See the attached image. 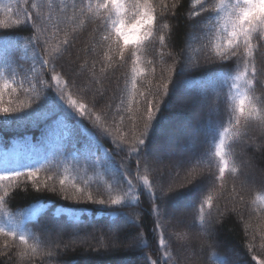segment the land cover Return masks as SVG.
Listing matches in <instances>:
<instances>
[{"label": "trees", "instance_id": "obj_1", "mask_svg": "<svg viewBox=\"0 0 264 264\" xmlns=\"http://www.w3.org/2000/svg\"><path fill=\"white\" fill-rule=\"evenodd\" d=\"M50 2L51 8L49 0H0V19L9 15L4 11L5 7L12 9L13 19H24L25 11L34 16L37 13L41 16L51 13L52 16L45 24V34L40 36V45L35 50L29 45L26 53L23 50L15 53L19 58L18 63L23 66L20 79L27 74L30 78L35 75L37 79L43 78L51 82V68H42L39 57L33 61L34 51L42 54L46 37L49 38V45H54L58 39H63L65 31L71 33L78 22L69 20L68 17L72 15V4L75 2L79 6L81 0ZM216 2L217 0H153L160 25L157 35H163L165 40L163 44L158 40L149 43L146 49L137 53L141 57L139 67L144 72L136 78L135 96L131 91L132 62L128 50L125 52V62L121 63L116 51L109 50L100 41L103 30L93 31L98 21L88 22L83 29H77L72 34V43L67 51L54 62L55 71L62 74V79L69 81L75 99L86 103L89 109L101 115L103 126L111 133L109 136L103 135L89 117H73L66 112L59 101L56 88L43 90L39 99L32 98L35 91L31 95H25L19 91L18 85L17 93H5L3 106L20 108L31 99L32 108L36 109L38 105L39 108L35 112L26 109L14 114L22 116L18 119H5L0 114V148L5 149L9 156L21 154L20 142L26 136H31L36 143L34 149L27 150V162L18 160L17 165L12 166L11 172H20L22 175L0 181V196L5 191L8 193L0 207V224L5 225V232L0 233V264H152V261H156V264H197V259H202L203 264H259V259H264V247H261L264 244V186L250 185L247 177L246 180L243 179L247 158L252 161L256 175L261 174L264 179V140L259 138L264 137V129L254 120L246 130L247 135L232 143L231 159L235 161L237 172L226 170L223 181L216 179L219 175L218 161L209 155L214 152L210 143L212 132L208 130L209 121L215 126L221 119L224 110L222 98L227 87L219 80H215L214 84L210 83L221 66L214 61L209 63L206 59L207 49L201 47L204 43L201 30L207 23L205 17L208 14L196 18L190 17L189 12H199L201 3L204 7H211ZM32 3L37 7L32 8ZM62 3L68 6L65 11H61ZM163 4L167 5V10L162 7ZM165 24L168 27H163ZM194 24L197 26L193 27ZM54 28L59 31L52 36ZM0 32L6 33L10 39L32 35L29 26L21 28L18 34L15 29H0ZM105 52L112 56L111 61L104 59ZM85 61L87 66L81 69L80 66ZM194 62H198L200 66L181 71L185 65L190 66ZM93 63L96 65V80L91 78ZM33 65L37 70L35 74L28 72ZM257 66L264 69L259 55ZM223 67L235 74L236 61H229ZM258 79L264 81V74ZM165 83H168V96H164L163 92ZM24 87L28 88L29 84L26 82ZM39 87L37 84L36 88ZM180 88L185 97L187 95L204 105L201 114L194 117V123L199 125L197 134L201 142L195 147V154L187 167L178 169L173 175H159L153 156L149 153L159 127L167 119L182 118L191 121L190 113L185 109H169L173 95ZM141 92L144 93L143 96L140 95ZM255 93L264 97V83L255 84ZM218 97L221 98L220 114H208L206 106L216 107ZM9 100L13 103L9 104ZM146 100L159 104L160 111L156 113L158 119L154 122L152 141L137 156L129 154L127 144L132 143L133 134L139 136L143 130L145 120L141 117L146 115ZM160 101L163 103H159ZM129 105L131 112L128 111ZM60 119H63L64 126ZM54 121L59 122L60 126L53 134L48 135ZM44 134L50 139L48 146L41 142ZM121 136H126L123 149L116 143ZM257 140L260 148L254 150L250 144ZM97 160L102 163H94ZM137 160L140 161L139 170ZM122 164L130 179L137 171L141 177L147 175L151 181V189L133 179L135 187L126 204L108 206L89 201L88 193H91L93 200H108L110 196L114 197L127 190V182L121 175ZM145 164L148 165L147 172ZM231 166L230 162L229 169ZM30 170L37 171L35 183L27 178ZM193 175H197L200 180L196 187L189 182ZM61 180L65 181L63 190ZM117 180L120 181L119 184L116 183ZM74 185L83 189V192H77ZM192 191H196V194L189 204L193 218L189 235L187 229L177 228V222L167 216V211L172 196L181 197ZM208 194L214 197V207L211 215H206V223L201 226L197 219L198 208L201 200ZM154 205L159 207V217L153 209ZM54 208L66 209L70 213L55 214ZM205 212H208L207 208ZM8 214L16 221H20V215L33 214L22 223V230L28 237V245H34L39 238L36 253L29 252L26 256H20L21 250L26 246L20 242L18 235L13 237L6 234ZM158 218L164 225V237L169 242L171 259L168 260L163 255L166 250L159 245V235L154 231ZM54 226L58 228L54 229ZM113 227L117 234L111 236ZM209 228L213 231L212 237L207 233ZM177 231L187 234V246L199 245L202 249L199 256L190 257L186 252L184 243L187 238L180 243L175 242L173 233ZM57 234L79 240L89 237L90 242L77 247L65 241L55 247L50 243ZM98 237H107L108 243L114 247L104 243L98 248ZM46 238L50 240L49 244L46 243ZM249 245H252V251H249ZM94 248H97V253H91ZM49 251L53 252L51 258L46 255Z\"/></svg>", "mask_w": 264, "mask_h": 264}, {"label": "snow or ice", "instance_id": "obj_2", "mask_svg": "<svg viewBox=\"0 0 264 264\" xmlns=\"http://www.w3.org/2000/svg\"><path fill=\"white\" fill-rule=\"evenodd\" d=\"M31 7L36 8L37 5L32 3ZM49 7L51 8L50 0ZM67 7L66 4L62 3L61 11H65ZM71 7L72 15L68 19L74 22L78 21L72 28L71 33L65 31L63 39H58L51 46L49 45V38L46 37L43 42L42 54L34 51L32 56L33 61L38 57L40 58L42 68H51V82L43 78L37 79L35 75L30 78L27 74L22 79H17L23 66L18 63L19 58L15 56L17 50H23L26 53L29 45L32 46L33 50L40 45V36L46 32L45 24L52 19L51 13L46 16L37 13L34 16L31 12L25 11L24 19H13L11 16L12 9L10 7L4 8V11L9 15L5 19H0V29H15L18 34L21 28L29 26L32 29V35L20 37V39H10L6 33L0 32V81H2L0 83V114L5 119H18L22 116L14 114L22 113L26 109H31L33 112L38 110L39 105L36 109L32 108L31 99L27 104H22L20 108L3 106L5 93H17V85L19 91L25 95H31L35 91L36 94L32 97L33 99H39L41 92L45 89L56 88L59 101L66 112L73 117H89L103 135L109 136L111 133L108 128L103 126L101 115L89 109L86 103L73 97L69 81L62 79V74L55 71L56 65L54 62L67 51L68 46L72 43V34L77 29H83L88 22L98 21L93 31L103 30L100 41L106 44L109 50L114 49L116 51L121 63L125 62L126 50L130 53L132 62L131 91L132 95L135 96L136 78L144 72V69L139 67L141 57L137 53L146 49L149 43L158 40L163 44L165 40L163 35H157L160 31V25L158 24L156 6L153 0H81L79 6L74 2ZM162 7L167 10L166 4H163ZM175 7L174 4L173 8ZM199 7V12L192 10L189 12V16L198 18L202 14H208L205 17L207 23L201 30V39L204 41L201 47L207 49L208 57L206 59L209 63L214 61L221 66L214 73L215 79L210 83L214 84L215 80H219L222 85L227 87V91L222 98L224 110L221 119L217 121L215 126L209 121L208 127V130L212 132L210 143L214 147V152L209 153V155L218 161L219 175L216 179L223 181L226 170L233 173L237 172L235 161L231 159L233 156L232 143L247 135L246 130L254 120L258 121L260 127L264 129V97L257 96L255 93V84L258 82L264 83V81L258 79L261 74H264V69L257 66V55L260 57V62L264 64V51H261V49H264V0H217L211 7H204L203 3ZM196 26L193 25V27ZM163 27H168V25L165 24ZM57 31L59 29L54 28L52 36H55ZM104 59L111 61L112 56L105 52ZM233 60L236 61L235 74H231V70L223 67V65ZM86 66L87 61L80 67L84 69ZM199 66L198 62H194L190 66L185 65V68H182L181 71L189 70V68L195 69ZM95 67L96 65L93 63L91 71L93 80L97 79ZM241 67L242 70H240ZM36 71L34 65L28 69V72L33 74ZM101 71L103 72L104 69H101ZM26 82L29 84L28 88L24 87ZM37 84L40 86L39 89L36 88ZM74 86L73 84L72 87ZM163 92L164 96L169 95L168 83L163 85ZM140 95L143 96L144 93L141 92ZM46 99L47 97H45ZM219 102H221L220 97H218L217 106L212 109L217 114H220ZM8 103L12 104L13 102L9 100ZM159 103H163V101ZM146 105V115L141 117L145 120L143 130L139 136L133 134L132 143L127 144L129 154L139 156L141 150L152 141L155 133L154 122L158 119L156 113L160 111V107L159 104H154L152 100H146ZM128 111H132L131 105H129ZM122 120L123 117H121ZM134 127L135 118H133ZM116 143L118 147L123 149L126 144V136H121ZM145 157L147 158V153H145ZM230 162L232 166L229 169ZM94 163L101 164L102 161L97 160ZM136 165L137 170H139V160L136 161ZM147 171L148 165L145 164V172ZM21 175L20 172L0 174V181L15 179ZM121 175L127 182L126 191H121L120 194L114 197L110 196L108 200H93L91 193H88L87 199L100 205H124L129 199V194L134 190L133 179L151 189V181H149L147 175L141 177L139 171L130 179L128 171L124 169L122 164ZM36 177L37 171L30 170L27 173V178L32 180L33 183H35ZM189 182L193 184V187H196L200 180L197 175H193ZM116 183L119 184L120 181L117 180ZM60 184L63 190L65 181L61 180ZM74 187L77 192H83V189L75 185ZM52 190L55 191V189ZM7 195L8 193L5 191L4 195L0 196V207L3 206L4 197ZM240 199L243 200V197H240ZM213 200V195L208 194L200 202L197 219L201 226L206 223V215H211V210L214 207ZM205 208L208 209L207 213ZM153 209L159 217V207L154 205ZM7 224L8 231L6 234L13 237L18 235L20 242L26 246L21 250L20 256L23 257L28 255L29 252L36 253L38 251L39 238L36 239L34 245H28V237L22 230V221H16L11 214H8ZM111 230H115V227ZM154 231L159 235V245L166 250L163 253L165 260L171 259V251L168 250L169 242L164 237V225L159 218L156 220ZM3 232H5V225L0 224V233ZM173 236L177 243L187 238L186 233L179 231L173 233ZM248 247L249 251H252V245ZM261 247H264V244ZM46 255L51 258L53 252L49 251ZM253 258L258 259L257 257ZM152 264H156V261H152ZM259 264H264V259H259Z\"/></svg>", "mask_w": 264, "mask_h": 264}, {"label": "rangeland", "instance_id": "obj_3", "mask_svg": "<svg viewBox=\"0 0 264 264\" xmlns=\"http://www.w3.org/2000/svg\"><path fill=\"white\" fill-rule=\"evenodd\" d=\"M189 60V58H188ZM17 79H20V76L17 77ZM183 89L180 88L174 95L173 100H176L177 109L176 110H183L186 109L187 106H191V108H187L188 112L193 115H199L201 114V111H203V106L200 101H197L195 99H191L189 97H186L182 94ZM202 106V107H201ZM215 108V106H206V112L208 114H216V112H213L212 109ZM169 109H173V107H169ZM198 119V118H197ZM63 122V120H61ZM64 126V124H62ZM199 125L197 123H194V121L185 120L182 118H175L173 120H168L163 123L162 126L159 127V130L157 134L154 137L153 143L150 145L149 153L152 154L157 174L159 175H173L175 172L179 169L187 167L189 165V160L195 154V147L199 145L201 142L199 139V136L197 134V130ZM58 127L57 123L50 128L48 134L54 133L55 129ZM260 140H264V137H260ZM43 142L48 143L49 139L47 138V135L43 137ZM260 142L252 141L250 144V147H252L254 150L259 149ZM10 158V157H9ZM7 154L4 151H0V174H8L9 168ZM13 160H11L10 163H12ZM246 177L249 179L250 185H261L264 186V179L261 177V174H257L255 172V168L253 167L252 161L250 158H247L245 160V171L243 174V179L246 180ZM178 191V190H177ZM179 192V191H178ZM185 192V191H183ZM196 194V191H192L187 195L184 196H172V200H170L169 208L167 211V216L171 219H174L177 224V228L179 230L181 229H187L189 231V235L191 234V227H192V215L191 210L189 207L190 202L192 201L193 196ZM53 212L55 214L60 213H70V211L62 208H54ZM33 214H23L19 216V220L22 221V223L29 219ZM54 229H57L58 226H54ZM97 229V228H96ZM94 231V230H93ZM96 231V230H95ZM56 233V232H55ZM207 233L209 236H213V231L209 228L207 230ZM117 234L116 231H111L110 235L114 236ZM55 240H52V243H50V240L48 238L45 239L46 243H50L51 245L58 247V243L67 242L69 245L80 247L81 245L84 246L90 242L89 237H85V239H75L74 237H67L61 234H57V236L54 238ZM106 238H99L96 239L98 241V248H101V244L108 245V241ZM185 240L184 247L188 254H190V257L199 256L202 252V249L199 248V245H195L193 247H189L188 243ZM204 242V240L202 239ZM204 244H207L204 242ZM113 244H109V246H112ZM114 247V246H112ZM97 248H94V250L91 253H97ZM86 253V252H85ZM88 254V253H87ZM200 258V257H199ZM197 264H203L202 259H197Z\"/></svg>", "mask_w": 264, "mask_h": 264}, {"label": "bare ground", "instance_id": "obj_4", "mask_svg": "<svg viewBox=\"0 0 264 264\" xmlns=\"http://www.w3.org/2000/svg\"><path fill=\"white\" fill-rule=\"evenodd\" d=\"M177 104L178 103H176V100H171V102H170V106L173 107V108H177ZM187 108L189 109V108H191V106H187ZM187 108L186 109L184 108V109H185V111L188 112ZM194 117H195V115H193V114L190 113V120L192 122L194 121ZM135 263H136V261H135Z\"/></svg>", "mask_w": 264, "mask_h": 264}]
</instances>
